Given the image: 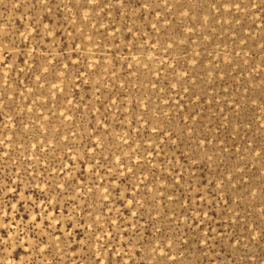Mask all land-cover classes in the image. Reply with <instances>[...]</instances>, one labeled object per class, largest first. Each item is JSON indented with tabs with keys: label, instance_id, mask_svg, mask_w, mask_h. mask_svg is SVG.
Instances as JSON below:
<instances>
[{
	"label": "rangeland",
	"instance_id": "obj_1",
	"mask_svg": "<svg viewBox=\"0 0 264 264\" xmlns=\"http://www.w3.org/2000/svg\"><path fill=\"white\" fill-rule=\"evenodd\" d=\"M0 264H264V0H0Z\"/></svg>",
	"mask_w": 264,
	"mask_h": 264
}]
</instances>
